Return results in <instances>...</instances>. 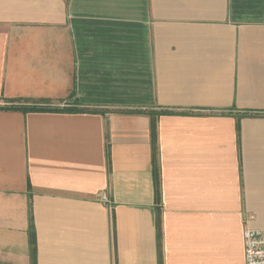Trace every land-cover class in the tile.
<instances>
[{"label": "crops", "instance_id": "1", "mask_svg": "<svg viewBox=\"0 0 264 264\" xmlns=\"http://www.w3.org/2000/svg\"><path fill=\"white\" fill-rule=\"evenodd\" d=\"M11 104L64 110L0 108V264H246L264 0H0Z\"/></svg>", "mask_w": 264, "mask_h": 264}, {"label": "built area", "instance_id": "2", "mask_svg": "<svg viewBox=\"0 0 264 264\" xmlns=\"http://www.w3.org/2000/svg\"><path fill=\"white\" fill-rule=\"evenodd\" d=\"M244 242L246 264H264V229L247 226Z\"/></svg>", "mask_w": 264, "mask_h": 264}, {"label": "trees", "instance_id": "3", "mask_svg": "<svg viewBox=\"0 0 264 264\" xmlns=\"http://www.w3.org/2000/svg\"><path fill=\"white\" fill-rule=\"evenodd\" d=\"M3 109H17V110H22V111H44V110H64L61 108H48V107H44V106H40V105H29V104H11L10 106H6V107H0ZM152 136H153V142L155 143V123L152 124ZM32 209H31V205H30V220L32 221ZM36 231H35V227L32 224L30 227V243L32 246V256L34 258H36V254H37V248H36Z\"/></svg>", "mask_w": 264, "mask_h": 264}]
</instances>
